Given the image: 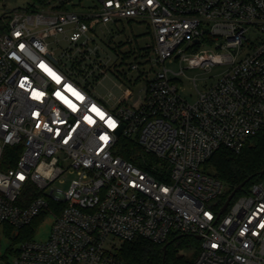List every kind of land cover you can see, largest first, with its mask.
<instances>
[{
  "label": "built area",
  "instance_id": "2783aa9c",
  "mask_svg": "<svg viewBox=\"0 0 264 264\" xmlns=\"http://www.w3.org/2000/svg\"><path fill=\"white\" fill-rule=\"evenodd\" d=\"M98 2L91 12L0 14V238L5 225L53 218L45 240L17 244L13 264H125L109 237L163 244L173 234L199 237L192 264H264L263 182L220 213L224 185L201 170L264 128V0ZM121 20L147 23L160 66L133 106L122 102L129 89L113 105L91 93L102 71L87 34ZM57 35L70 47L56 57L47 40ZM205 38L215 54H187ZM167 60L224 69L187 103L173 81L183 71L164 68ZM120 137L155 162L141 169L119 157ZM66 173L67 189H53Z\"/></svg>",
  "mask_w": 264,
  "mask_h": 264
},
{
  "label": "rangeland",
  "instance_id": "374dc122",
  "mask_svg": "<svg viewBox=\"0 0 264 264\" xmlns=\"http://www.w3.org/2000/svg\"><path fill=\"white\" fill-rule=\"evenodd\" d=\"M29 0H0V14L9 13L14 10L31 12ZM99 4L98 0H67L63 8L56 6L38 8L37 10L69 11V12H91L94 6ZM36 10V11H37ZM35 11V10H34ZM90 39L88 46L90 50L96 49L97 53H90V60L97 62L101 67V76L98 82L92 84V95L98 99H105L108 105H113L115 99L123 97V90L129 89L132 96L122 100L127 106H133L140 102L144 95L146 83L150 81L160 66L152 65L153 57L149 46L151 45V36L146 22L139 20H121L116 24H108L105 27H96L93 33H88ZM48 47L53 56H58L60 51L68 49L70 46L63 35L50 36L48 38ZM211 40L205 38L201 40V45H189L187 54L208 55L217 52L216 46L211 45ZM185 46L182 47V51ZM73 55H77L75 49L70 50ZM136 64L137 69H131V65ZM164 68L178 72L182 69V74L174 77V83L177 85L178 95L187 103H193L197 97V91H203L212 86L220 77L224 69L222 66L213 68L210 72H204L196 68H188L185 63L178 60H167ZM97 69L95 72L97 74ZM194 80V82H193ZM74 176L66 173L58 178L53 184V189L64 192L68 183ZM264 184V178L262 179ZM53 218L45 217L32 229L34 239L45 240L48 236ZM0 238V264H13L14 255L8 251L10 244L5 233ZM19 243V242H18ZM11 247L15 251L17 244ZM117 244L116 239L109 237L107 244ZM198 254V248H197ZM192 259V258H191Z\"/></svg>",
  "mask_w": 264,
  "mask_h": 264
},
{
  "label": "trees",
  "instance_id": "16d2710c",
  "mask_svg": "<svg viewBox=\"0 0 264 264\" xmlns=\"http://www.w3.org/2000/svg\"><path fill=\"white\" fill-rule=\"evenodd\" d=\"M29 8L36 11L38 8L54 5L56 8H63L67 0H29ZM72 67L78 72L80 61L72 63ZM101 75H92L90 81L97 82ZM117 155L129 161L141 169H146L145 163L155 162L153 157L147 156L142 149L132 140L120 137L118 141ZM13 164H10V166ZM264 169V128L250 137L239 153H233L228 149L221 148L215 151L211 157L202 165L201 170L218 180L224 185V192L220 197L223 203L229 193L246 178L251 179L246 183L242 190L236 193L234 198L245 194L249 187L254 183L263 182L264 175L259 176V172ZM37 195L34 194V196ZM61 208V205H57ZM42 220L41 217L34 220L30 225L13 229L4 226V233L9 240L8 249L14 256L16 251L11 247L18 242L30 239L33 236L32 229ZM169 243L165 253L162 247ZM199 242L189 235L173 234L163 244H156L151 241L137 238L130 242H124L117 250V257L125 264H192L197 256ZM192 258V259H191Z\"/></svg>",
  "mask_w": 264,
  "mask_h": 264
},
{
  "label": "water",
  "instance_id": "95a60500",
  "mask_svg": "<svg viewBox=\"0 0 264 264\" xmlns=\"http://www.w3.org/2000/svg\"><path fill=\"white\" fill-rule=\"evenodd\" d=\"M198 41H195L194 43H197ZM264 175V169L261 170L259 172V176H262ZM251 179V176L246 178L243 182H241L239 185H237L230 193L229 195L227 196V198L225 199L222 207H221V210H220V213H223L225 211V209L227 208L228 204L230 203L231 199L236 195L237 192H239L240 190L243 189V187L246 185V183ZM196 239L199 240V237L196 236L195 237ZM169 243H166L163 247H162V251H163V254L165 253V250L167 248Z\"/></svg>",
  "mask_w": 264,
  "mask_h": 264
}]
</instances>
